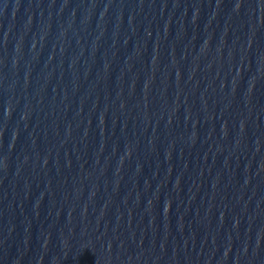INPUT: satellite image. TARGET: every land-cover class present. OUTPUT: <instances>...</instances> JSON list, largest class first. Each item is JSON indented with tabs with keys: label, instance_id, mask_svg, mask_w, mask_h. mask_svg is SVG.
Masks as SVG:
<instances>
[{
	"label": "water",
	"instance_id": "obj_1",
	"mask_svg": "<svg viewBox=\"0 0 264 264\" xmlns=\"http://www.w3.org/2000/svg\"><path fill=\"white\" fill-rule=\"evenodd\" d=\"M0 264H264V0H0Z\"/></svg>",
	"mask_w": 264,
	"mask_h": 264
}]
</instances>
